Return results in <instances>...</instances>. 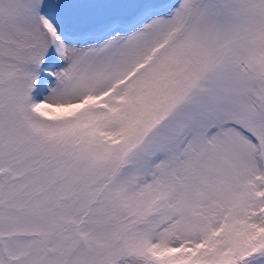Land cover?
I'll list each match as a JSON object with an SVG mask.
<instances>
[{
	"label": "snow or ice",
	"instance_id": "obj_1",
	"mask_svg": "<svg viewBox=\"0 0 264 264\" xmlns=\"http://www.w3.org/2000/svg\"><path fill=\"white\" fill-rule=\"evenodd\" d=\"M0 264H264V0H0Z\"/></svg>",
	"mask_w": 264,
	"mask_h": 264
}]
</instances>
